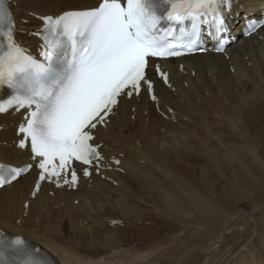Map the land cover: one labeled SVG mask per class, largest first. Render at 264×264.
Returning <instances> with one entry per match:
<instances>
[{
    "label": "bare ground",
    "instance_id": "6f19581e",
    "mask_svg": "<svg viewBox=\"0 0 264 264\" xmlns=\"http://www.w3.org/2000/svg\"><path fill=\"white\" fill-rule=\"evenodd\" d=\"M91 2L13 0L18 36L32 45L34 16ZM259 36L229 48V61L165 62L174 92L155 91L167 120L142 94L98 133L109 160L121 155L123 173L106 161L116 185L94 176L76 192L43 186L31 200L29 174L0 191V228L42 243L57 264H264V29ZM26 158L0 147L3 162Z\"/></svg>",
    "mask_w": 264,
    "mask_h": 264
},
{
    "label": "snow or ice",
    "instance_id": "6c2138e0",
    "mask_svg": "<svg viewBox=\"0 0 264 264\" xmlns=\"http://www.w3.org/2000/svg\"><path fill=\"white\" fill-rule=\"evenodd\" d=\"M225 8L231 10L232 0H98L94 7L43 18L38 61L15 42L7 0H0V88L10 91L0 101V113L27 109L18 130L23 134L19 147L30 143L39 181L75 186L74 162L99 168L97 125L107 123L122 97L139 96L144 86L157 100L147 76L149 58L192 53L205 30L218 42L216 50L223 51L229 32ZM255 27L249 23L250 29ZM156 71L171 87L159 65ZM30 168L0 164V187ZM84 175H91L88 167ZM0 264L52 261L22 238L0 233Z\"/></svg>",
    "mask_w": 264,
    "mask_h": 264
}]
</instances>
